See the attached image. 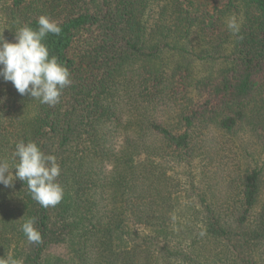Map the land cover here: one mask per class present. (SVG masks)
<instances>
[{
	"label": "trees",
	"instance_id": "obj_1",
	"mask_svg": "<svg viewBox=\"0 0 264 264\" xmlns=\"http://www.w3.org/2000/svg\"><path fill=\"white\" fill-rule=\"evenodd\" d=\"M41 15L61 27L44 42L72 83L50 106L0 77V160L13 166L15 145L35 142L56 157L64 197L45 208L26 181L0 184V257L264 264V161L246 165L229 205L208 195L221 191L207 186L214 172L178 170L198 169L210 128H249L264 148V0H0V35L15 42ZM191 61L212 66L193 76Z\"/></svg>",
	"mask_w": 264,
	"mask_h": 264
},
{
	"label": "clouds",
	"instance_id": "obj_2",
	"mask_svg": "<svg viewBox=\"0 0 264 264\" xmlns=\"http://www.w3.org/2000/svg\"><path fill=\"white\" fill-rule=\"evenodd\" d=\"M37 23L36 29L27 25L18 28L15 42L0 35V77L11 82L19 94L54 106L59 103L63 89L72 83L67 67L54 55L50 56L44 42L49 33L59 35L61 27L46 15H41ZM227 27L234 35L240 32L234 16L227 20ZM13 156L18 162L11 167L0 160V184L14 187L15 180L26 181L32 199L45 208L61 202L64 189L56 182L61 169L54 155H46L35 142L21 140L15 145ZM13 168L15 174L10 171ZM21 230L29 242H40L34 218L26 219ZM0 264H23V260L8 255L0 257Z\"/></svg>",
	"mask_w": 264,
	"mask_h": 264
},
{
	"label": "rangeland",
	"instance_id": "obj_3",
	"mask_svg": "<svg viewBox=\"0 0 264 264\" xmlns=\"http://www.w3.org/2000/svg\"><path fill=\"white\" fill-rule=\"evenodd\" d=\"M191 38L192 40H194L196 37L194 38L191 36ZM196 48L198 49V47ZM166 58V61H171V63L173 62V60L171 59L172 57L165 56L163 57V59H161V61L165 63L164 65H168L165 61ZM197 62L200 63H194L193 61L189 63V67L193 70V76H201L205 74V72H207L208 69L212 66V64L208 61ZM204 133V135L206 136L205 138L209 140V142H207L212 143L213 148L210 149V145L206 144V150L201 149L202 153L199 155V158L203 157V159L198 161L199 165L197 170L195 167L197 158H195L194 161L190 163L189 167L178 169L179 174L186 170H191L193 172L189 176H193L196 174L197 177V175H202L200 173H197L199 169H208V171L212 173L214 172L213 179H208L209 182L207 186H210L212 184H216L217 186V181L215 180L219 179L217 187L219 188V191H221L220 194H218V197H211L210 192H208V195L213 200H224V202L226 204L228 203L229 205L234 199L232 194L238 189L243 169L246 167V165L251 163H257L261 165L262 161H264V148L258 136L249 128L243 131L239 130L238 132H235L236 134H221L215 129L211 128L205 130ZM53 249L58 253H64L65 251L64 247L61 244L54 245Z\"/></svg>",
	"mask_w": 264,
	"mask_h": 264
}]
</instances>
